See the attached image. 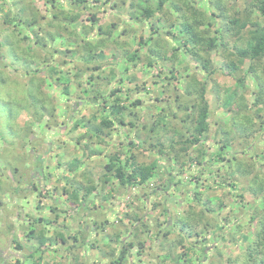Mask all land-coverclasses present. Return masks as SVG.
<instances>
[{
	"label": "clouds",
	"instance_id": "clouds-1",
	"mask_svg": "<svg viewBox=\"0 0 264 264\" xmlns=\"http://www.w3.org/2000/svg\"><path fill=\"white\" fill-rule=\"evenodd\" d=\"M0 264H264V0H0Z\"/></svg>",
	"mask_w": 264,
	"mask_h": 264
}]
</instances>
